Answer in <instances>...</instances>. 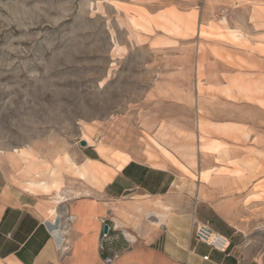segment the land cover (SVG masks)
Returning <instances> with one entry per match:
<instances>
[{"label": "rangeland", "instance_id": "1", "mask_svg": "<svg viewBox=\"0 0 264 264\" xmlns=\"http://www.w3.org/2000/svg\"><path fill=\"white\" fill-rule=\"evenodd\" d=\"M259 129L264 0H0V168L19 191L98 195L119 156L196 182L204 152L231 147L264 194Z\"/></svg>", "mask_w": 264, "mask_h": 264}, {"label": "crops", "instance_id": "2", "mask_svg": "<svg viewBox=\"0 0 264 264\" xmlns=\"http://www.w3.org/2000/svg\"><path fill=\"white\" fill-rule=\"evenodd\" d=\"M236 81L246 93L260 87ZM223 91L232 96L231 87ZM214 124L226 132L241 129ZM255 135L257 149H264V130ZM119 157L100 194L66 204L15 189L0 168V264H264V194L254 191L252 172L238 175L252 168L240 150L205 151L196 182L173 165ZM102 219L110 224L103 249ZM196 221L226 235L228 250L198 240Z\"/></svg>", "mask_w": 264, "mask_h": 264}, {"label": "built area", "instance_id": "3", "mask_svg": "<svg viewBox=\"0 0 264 264\" xmlns=\"http://www.w3.org/2000/svg\"><path fill=\"white\" fill-rule=\"evenodd\" d=\"M103 223V228L104 225H109V230L105 232L102 230L101 233V249L104 248V240L109 236L110 233V224L108 223L107 220L102 219ZM194 235L195 237L200 240L201 242L209 245L215 250L221 251V252H226L230 246V240L229 238L214 230L208 223L202 222V221H196L195 222V227H194ZM114 257L112 256H105L104 260L105 262L111 263L113 262Z\"/></svg>", "mask_w": 264, "mask_h": 264}, {"label": "water", "instance_id": "4", "mask_svg": "<svg viewBox=\"0 0 264 264\" xmlns=\"http://www.w3.org/2000/svg\"><path fill=\"white\" fill-rule=\"evenodd\" d=\"M81 144L82 145H85L86 144V142L83 140L82 142H81ZM103 230L105 231V232H107L108 230H109V225H104V228H103Z\"/></svg>", "mask_w": 264, "mask_h": 264}]
</instances>
